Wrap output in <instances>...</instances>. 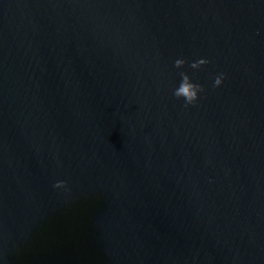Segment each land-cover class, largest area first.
I'll list each match as a JSON object with an SVG mask.
<instances>
[{
  "label": "water",
  "instance_id": "1",
  "mask_svg": "<svg viewBox=\"0 0 264 264\" xmlns=\"http://www.w3.org/2000/svg\"><path fill=\"white\" fill-rule=\"evenodd\" d=\"M0 264H264V0H0Z\"/></svg>",
  "mask_w": 264,
  "mask_h": 264
},
{
  "label": "clouds",
  "instance_id": "2",
  "mask_svg": "<svg viewBox=\"0 0 264 264\" xmlns=\"http://www.w3.org/2000/svg\"><path fill=\"white\" fill-rule=\"evenodd\" d=\"M217 83H219V81H217ZM186 90H184V89H181V92H185ZM60 183H62V182H60Z\"/></svg>",
  "mask_w": 264,
  "mask_h": 264
}]
</instances>
